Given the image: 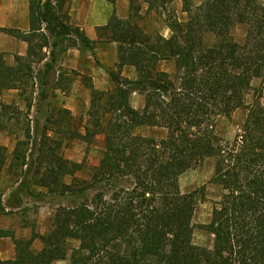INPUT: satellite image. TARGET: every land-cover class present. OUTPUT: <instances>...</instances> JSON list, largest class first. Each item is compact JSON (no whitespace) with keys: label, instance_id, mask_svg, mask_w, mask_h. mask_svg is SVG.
<instances>
[{"label":"trees","instance_id":"1","mask_svg":"<svg viewBox=\"0 0 264 264\" xmlns=\"http://www.w3.org/2000/svg\"><path fill=\"white\" fill-rule=\"evenodd\" d=\"M67 1L29 0V32L0 29L28 44L25 56H14L15 65L7 64L0 52V94L9 89L22 92L34 78L26 59L36 55L35 32L74 35V46L94 49L96 41L70 24ZM107 1L115 6L116 0ZM143 1L147 11L164 4L162 0ZM180 1L186 19H166L168 38L146 33L132 22L139 12L134 0H129L128 18L120 19L114 7L109 22L97 28L99 41L118 43V67L108 71L113 86L99 90L91 81L86 83L91 98L84 133L74 128L70 110L61 106L51 109L46 129L67 131L88 143L101 133L103 156L89 185L84 184L74 175L82 163L55 154L63 138L46 132L38 148L36 171L38 185L61 195L89 188H95V194L89 202L59 206L54 214L56 225L48 233L12 237L14 257L9 264L62 260L70 239L79 245L71 249L69 264H264V106L258 97L244 105L253 78H261L259 91H264V3ZM236 23L247 27L242 43L231 32ZM206 32L215 36L212 45H204ZM161 60L174 62L173 74L157 69ZM125 65L135 68V79L120 74ZM62 78L58 75L56 86L66 91L69 86L62 85ZM133 93L144 96L141 109L131 105ZM26 106L29 111L32 104ZM243 106L247 114L241 133L232 143L222 144L216 133L217 118L230 117ZM14 112L21 111L13 104L0 103L1 131L10 130ZM141 126L162 127L167 133L160 139L136 134ZM23 132L29 139V125ZM24 146V141H17L10 159L6 147L0 146V170L8 159L9 171L22 169ZM208 157L215 159L210 181L219 184L222 192L209 222L202 225L213 237L211 246H203L193 242L192 218L204 199V187L183 192L179 177ZM68 176L70 183L64 182ZM5 236L9 233L0 229V237ZM36 238L43 243L39 250L32 248Z\"/></svg>","mask_w":264,"mask_h":264},{"label":"rangeland","instance_id":"2","mask_svg":"<svg viewBox=\"0 0 264 264\" xmlns=\"http://www.w3.org/2000/svg\"><path fill=\"white\" fill-rule=\"evenodd\" d=\"M164 4L158 10L147 11V3L143 0H134V5L138 9V15L132 17V22L149 34H161L169 36L166 19L176 17L180 21L186 19V14L181 10L180 0H162ZM264 3V0H261ZM200 1H195L199 4ZM53 25V24H52ZM44 27V26H43ZM246 25L236 23L232 29L234 39L242 43L246 35ZM32 45L36 55H30L26 61L31 64L33 76L28 81L29 86L20 92L17 89L4 90L0 94V103L13 104L21 112H14V118L10 120V130H0V146H5L9 159L17 141L22 140L27 147L26 165L22 169L9 171V159L6 165L0 170V179L4 178L5 186L0 188V215H4V224L9 236L14 239L29 238L32 233L44 235L52 230L56 223L54 214L59 206H72L81 202H89L95 194V188H89L81 193L75 192L61 195L57 190L38 185L36 180L38 168V148L43 135L54 138H63L61 149L55 154H61L70 161L82 163V168L75 172V177L84 184L89 185L90 175L99 162L105 151L104 135L98 133L93 136V140L88 143L80 137H72L69 132H61L46 129L49 123L46 117L52 108L66 107L71 111V123L74 128L84 133V126L88 124V108L90 104V91L86 83L92 78V65L99 64L95 53L83 45L74 46L75 36L49 34L46 30L35 32ZM215 36L211 32H206L203 36L204 45H212ZM72 49H77L80 55V71L71 72L70 65L74 63ZM91 56L93 58H91ZM9 58L4 55L7 62ZM93 60V61H92ZM66 61V63H65ZM68 65V66H67ZM99 66V65H98ZM37 72L39 74H37ZM63 75L60 79L62 85L69 86L66 91L57 88L58 75ZM261 78L256 77L251 81V87L244 99V105H250L258 97L261 105L264 106V91L260 92ZM113 86V84H112ZM108 87V86H107ZM105 89V88H104ZM143 96L132 94L131 105L140 109L143 104ZM32 106L27 111V103ZM245 106L236 109L230 117H218L216 122V133L225 142L232 143L238 134L241 133V125L246 117ZM56 115V113H55ZM57 116V115H56ZM29 125L30 138L28 139L24 130ZM55 130V129H53ZM136 134L154 137L157 139L166 136V129L162 127H137ZM215 159L205 158L198 165L185 171L179 177V184L183 192H191L204 187V199L198 202L192 218L194 224L193 242L197 245L211 246L213 237L208 231L202 228L210 220L212 207L221 195L222 189L219 184L210 181ZM1 182V180H0ZM64 182L70 183L71 177H65ZM4 203L5 206H2ZM5 208L7 210L5 211ZM26 227V232L23 228ZM26 235V236H25ZM12 238V241H13ZM68 254L62 260H56L52 264H69L71 249L78 247L79 242L74 239L68 240ZM14 244V243H13ZM43 246L42 241L36 238L32 248L39 250ZM14 257L1 260V264H9Z\"/></svg>","mask_w":264,"mask_h":264},{"label":"crops","instance_id":"3","mask_svg":"<svg viewBox=\"0 0 264 264\" xmlns=\"http://www.w3.org/2000/svg\"><path fill=\"white\" fill-rule=\"evenodd\" d=\"M67 2L68 3L66 4V7L70 24L83 30L85 35L90 40L96 41L93 51L99 64L91 66L92 78H88L91 79V83L96 89L105 90L109 87H112L113 83L108 71L116 70L118 67V43L116 41H106L104 38L99 41L97 36V28L105 26L109 22L111 16L113 15L114 7L115 14L120 19L128 18L130 14L129 0H116L114 7L107 0H68ZM1 28L17 29L23 33H28L30 31L29 0H0V29ZM161 36L164 38L169 37L165 35ZM27 50L28 44L26 41L0 30V52L4 53V55L9 58L7 62L13 64L14 56H25L27 54ZM71 52V56L75 62L72 63L70 67H72V70L79 72L80 70L78 68L81 66L79 52L77 49H72ZM91 58L93 57L91 56ZM156 67L158 70L166 71L170 74H173L175 70L174 62L172 60L158 61ZM120 74L123 77H127L129 79L136 78V70L130 65L123 66L122 69H120ZM87 89L89 90L88 87ZM142 102L144 104V96ZM0 180V188L3 189L5 186V180L4 178H1ZM2 206H5L4 203ZM6 210L7 208H5V211ZM0 229L6 230V226L4 224V215L2 214L0 215ZM23 231L26 232V227L23 228ZM13 252L14 244L12 238L10 236L0 237L1 260L9 259Z\"/></svg>","mask_w":264,"mask_h":264}]
</instances>
